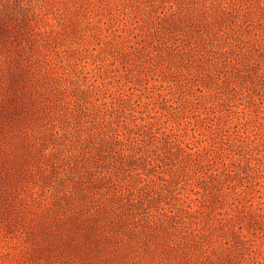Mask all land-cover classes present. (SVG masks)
I'll return each mask as SVG.
<instances>
[{
	"label": "clouds",
	"instance_id": "obj_1",
	"mask_svg": "<svg viewBox=\"0 0 264 264\" xmlns=\"http://www.w3.org/2000/svg\"><path fill=\"white\" fill-rule=\"evenodd\" d=\"M0 11V264H264V0Z\"/></svg>",
	"mask_w": 264,
	"mask_h": 264
},
{
	"label": "rangeland",
	"instance_id": "obj_2",
	"mask_svg": "<svg viewBox=\"0 0 264 264\" xmlns=\"http://www.w3.org/2000/svg\"><path fill=\"white\" fill-rule=\"evenodd\" d=\"M4 2H5V0H0V4H3ZM16 2L19 3V0H16ZM0 15H3L2 11H0ZM9 25L11 27L18 28L14 21H9ZM25 27H27V23L26 22H25ZM48 36H49V38L45 39L44 34H40L38 39H34V46L37 45V44H42L45 47V49H52V52H55V49H56V47H58V44L56 42L52 41L51 34H48ZM262 59H264V57H262ZM57 76H58V73H57L56 69L52 68L51 73H50V78H51L52 83H51L50 87H55V82H56V77ZM54 102L55 101H49L50 104L54 103ZM109 147H112V146L109 145ZM115 147L118 148L119 145H116ZM112 151H115V148H112ZM108 154H110V153H108ZM177 159H178V157H177ZM103 162H105V153H102V152L98 151L97 152L96 163L100 164V163H103ZM135 163H136L135 161H130L128 166L132 167V165H134ZM160 164H162V165L165 164V161L164 160H160ZM42 167L50 168L51 165L50 164L49 165H43ZM143 171H145L146 173H148L150 175H156V169H154V168L150 169V168L144 167ZM160 179H163V177H160ZM169 194L172 196L173 200H176L175 193H169ZM169 203H171V201H169ZM216 203H217V205H221V206L219 208H213L211 211H213V212L217 211V210H221L222 211L223 208H222L221 202L217 201ZM142 208H143V205H141V209ZM132 211L139 212L140 209H132ZM206 211H208V210H206ZM210 216H211V212H209V216L208 217H204L203 219H210ZM185 218H187L189 220H192V223H196V220L193 219L192 215H190V214L181 215L179 220L177 219L176 216H173V217L169 218V223L171 225L181 224ZM122 226H123V221L121 222L120 225H118V227H122ZM189 226H191V225H189ZM260 230L262 232H264V227H261ZM204 264H211V261L210 260L209 261H205Z\"/></svg>",
	"mask_w": 264,
	"mask_h": 264
},
{
	"label": "trees",
	"instance_id": "obj_3",
	"mask_svg": "<svg viewBox=\"0 0 264 264\" xmlns=\"http://www.w3.org/2000/svg\"><path fill=\"white\" fill-rule=\"evenodd\" d=\"M9 27H11V26L9 25ZM13 28H14L15 30H17V31L19 30V28H15V27H13ZM42 166H43V165H42Z\"/></svg>",
	"mask_w": 264,
	"mask_h": 264
}]
</instances>
